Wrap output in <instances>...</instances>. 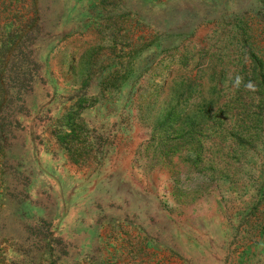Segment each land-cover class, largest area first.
<instances>
[{
    "label": "rangeland",
    "instance_id": "rangeland-1",
    "mask_svg": "<svg viewBox=\"0 0 264 264\" xmlns=\"http://www.w3.org/2000/svg\"><path fill=\"white\" fill-rule=\"evenodd\" d=\"M246 41L264 54V0H0V264H264ZM228 84L253 142L175 139Z\"/></svg>",
    "mask_w": 264,
    "mask_h": 264
},
{
    "label": "trees",
    "instance_id": "trees-1",
    "mask_svg": "<svg viewBox=\"0 0 264 264\" xmlns=\"http://www.w3.org/2000/svg\"><path fill=\"white\" fill-rule=\"evenodd\" d=\"M244 48L247 50L248 52V56L245 58V60L242 61L241 65H237V67H240V79L237 82V87H235L234 93L238 94L239 91H243V88L247 85L245 91L246 92H250L252 93V97H256L258 104L260 105L261 109H264V54L263 53H259L258 51H260L258 49V51H256L255 47H253L252 42L250 41H246V43H243ZM228 94H230V97L228 98V101L225 102V108L224 110H222L221 108L214 107V108H206L205 109H200L197 111H190L187 109H184V111H182L183 113L180 114V116L182 115V117L184 118V120L182 121H176L175 119V139L178 135V131L181 129V125H185V126H189L192 127V124H195L199 127L204 126L208 123V120L212 119L213 120V125H219L221 124L225 129H229V131L226 132V134L224 133L223 136L221 137V140L226 138V135H229L230 137H235L236 135L238 136V140L240 142L244 141V145L245 142L247 141V143H251L253 142V138L251 139V137L255 134L249 135L248 134V130L246 128V124L244 123V127L240 128V123L241 121L244 122L241 118H239L238 116L234 115L233 113H230L232 107L230 106L231 103H233L232 100V89L230 87V85L228 84ZM5 92V90H4ZM241 94L238 95H234L233 97L235 99H238L237 96H239ZM245 103H243L244 105ZM229 105V106H228ZM223 114V115H221ZM179 114H175V118H179L180 117ZM232 116L233 119H232ZM262 113L261 111H258L257 115L255 116L256 118V122L258 123H262ZM182 118V119H183ZM200 119H202V121H199ZM250 120V119H249ZM166 123V122H164ZM161 124V125H164ZM204 124V125H203ZM161 126H159L157 128V130H160ZM202 128V127H201ZM234 130V131H232ZM243 134V135H242ZM248 134V135H247ZM242 136V137H241ZM244 139V140H243ZM59 145L62 148H66L65 145H63L61 142L59 143ZM244 145L241 146V151L239 152L241 154V156H245V147ZM183 146H186L185 151L189 152L188 156H189V160L191 162V164L194 167H198V162L201 159V155H200V146L203 148V146H205V144L203 143H199V141H189V142H185V143H180L177 140L175 141V152L182 150ZM208 147H210V145H207ZM201 148V150H202ZM204 174V173H203ZM206 176H208L210 179H212L213 177L210 175L209 172L206 171ZM264 180V178H263ZM260 189L262 190L260 195H259V199H257V202L255 204V207H257V205L262 202V200L264 199V185L263 183L260 186Z\"/></svg>",
    "mask_w": 264,
    "mask_h": 264
}]
</instances>
